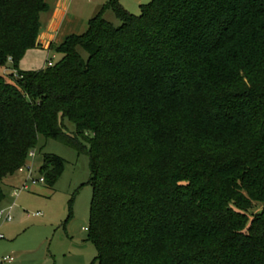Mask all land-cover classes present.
Instances as JSON below:
<instances>
[{
  "label": "trees",
  "instance_id": "16d2710c",
  "mask_svg": "<svg viewBox=\"0 0 264 264\" xmlns=\"http://www.w3.org/2000/svg\"><path fill=\"white\" fill-rule=\"evenodd\" d=\"M139 9L108 0L22 72L47 5L0 0V68L19 74L0 75V204L43 137L88 158L91 264H264V0ZM64 164L44 154V184Z\"/></svg>",
  "mask_w": 264,
  "mask_h": 264
},
{
  "label": "rangeland",
  "instance_id": "374dc122",
  "mask_svg": "<svg viewBox=\"0 0 264 264\" xmlns=\"http://www.w3.org/2000/svg\"><path fill=\"white\" fill-rule=\"evenodd\" d=\"M151 0H118L130 14L139 15V6ZM104 19L114 27L120 21L112 11L107 10ZM47 54L32 50L18 62L22 72L39 71L46 66ZM59 55L51 61L56 62ZM18 70L13 69L10 61L0 68V75L13 79L19 78ZM69 133L74 132V124L64 120ZM35 157L27 158L26 166H32L31 177L38 178V169L44 154L55 155L65 161L64 171L54 186L34 184L28 190H20L27 172L19 170L1 184L6 199L0 204L4 216L0 219V263L1 264H91L96 255L93 244L88 240L89 206L91 187L89 181L88 158L60 142L38 137ZM11 209V222L4 217ZM261 209L253 204L251 212ZM3 257L12 258L11 262H1Z\"/></svg>",
  "mask_w": 264,
  "mask_h": 264
},
{
  "label": "crops",
  "instance_id": "0c3cea01",
  "mask_svg": "<svg viewBox=\"0 0 264 264\" xmlns=\"http://www.w3.org/2000/svg\"><path fill=\"white\" fill-rule=\"evenodd\" d=\"M44 1L47 5V10L40 14V31L37 37V47L32 50H40L47 54H53L51 58L46 57V60L52 59L57 55L54 53L53 48L60 45L67 36L82 34L87 28L88 21L108 2V0ZM7 178L3 179L2 184ZM5 199L6 196L4 201Z\"/></svg>",
  "mask_w": 264,
  "mask_h": 264
},
{
  "label": "built area",
  "instance_id": "2783aa9c",
  "mask_svg": "<svg viewBox=\"0 0 264 264\" xmlns=\"http://www.w3.org/2000/svg\"><path fill=\"white\" fill-rule=\"evenodd\" d=\"M51 65H52L51 59H47L46 60V66H51ZM34 157H35V153L33 151H31L28 154V158L33 159ZM19 172H27L28 173L26 180L24 182H22V184H21L20 190H28L31 185L38 184V183L39 184L44 183L43 177H38L37 179L31 177L32 166L31 167L25 166L22 169H19ZM11 209H12L11 207L8 209L7 214L4 217L5 222H11V220H12ZM2 216H4V210H0V219H2ZM11 261H12V258H8V257H3L1 259V262H11Z\"/></svg>",
  "mask_w": 264,
  "mask_h": 264
}]
</instances>
